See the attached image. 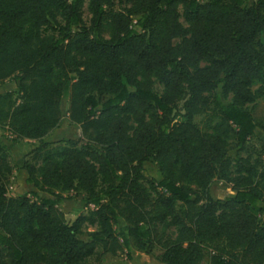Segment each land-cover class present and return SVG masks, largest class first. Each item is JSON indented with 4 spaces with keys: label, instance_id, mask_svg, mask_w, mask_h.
I'll return each instance as SVG.
<instances>
[{
    "label": "trees",
    "instance_id": "1",
    "mask_svg": "<svg viewBox=\"0 0 264 264\" xmlns=\"http://www.w3.org/2000/svg\"><path fill=\"white\" fill-rule=\"evenodd\" d=\"M6 80L0 128L38 143L20 166L34 189L9 196L0 139V264H101L132 247L161 264H264V161L240 155L261 128L264 0H0ZM65 95L75 137L47 142ZM213 180L234 194L213 199ZM71 191L85 211L68 220Z\"/></svg>",
    "mask_w": 264,
    "mask_h": 264
},
{
    "label": "rangeland",
    "instance_id": "2",
    "mask_svg": "<svg viewBox=\"0 0 264 264\" xmlns=\"http://www.w3.org/2000/svg\"><path fill=\"white\" fill-rule=\"evenodd\" d=\"M15 83L12 80H6L0 83V91H15ZM154 89L161 91V86L157 83L154 85ZM107 97L104 96L103 99ZM182 102L179 103L181 105ZM68 97L65 95L61 100L62 118L56 130L51 135V141L55 142L60 139L72 138L76 134V125L71 123L67 117ZM252 115L256 122L261 125V128L257 132L256 136L251 137L245 144V149L240 151V155H246L252 153L254 157H259L264 161V97L259 99L255 104L250 105ZM194 121L199 127L205 128V115L195 116ZM3 130V129H2ZM8 148V152L12 162L14 163L15 169L13 170L12 176L8 184V195L17 196L25 192H30L34 189L31 185L27 184L24 180L22 172H26L20 168L23 155L29 149H31L32 142L19 140L12 141L11 135L3 130L0 135ZM237 149L234 148V142L229 154L233 157L237 156ZM143 175L146 179L149 178H160L157 166L154 162L143 163ZM209 194L213 199L223 200L228 196L234 194L231 189V185L221 180H213L209 186ZM66 198L59 203V208L65 213V217L68 220H72L77 214L85 211L83 202L81 200V194H75L69 192L64 194ZM31 196V195H30ZM176 212H181V207H176ZM158 251L155 249L153 253L146 254L142 250H138L132 247L130 256L122 253L118 256L104 255L101 264H161L157 258ZM201 264H208V254L206 253Z\"/></svg>",
    "mask_w": 264,
    "mask_h": 264
},
{
    "label": "crops",
    "instance_id": "3",
    "mask_svg": "<svg viewBox=\"0 0 264 264\" xmlns=\"http://www.w3.org/2000/svg\"><path fill=\"white\" fill-rule=\"evenodd\" d=\"M6 91H0V93H4ZM57 127L55 129H53L52 131H50L46 136L43 137V139L47 142H50L51 141V135L53 134L54 130H56ZM3 133V130L0 128V135ZM24 141H29V142H32L34 144H32L31 148L33 146H35L37 143H38V140H24ZM30 150V149H29ZM23 174V177H24V180H26V175L24 172H22Z\"/></svg>",
    "mask_w": 264,
    "mask_h": 264
}]
</instances>
